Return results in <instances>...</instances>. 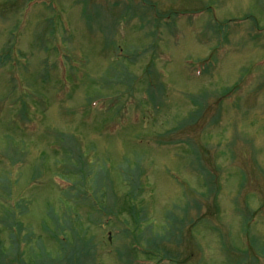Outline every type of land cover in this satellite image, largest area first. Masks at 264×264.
I'll list each match as a JSON object with an SVG mask.
<instances>
[{
    "label": "rangeland",
    "instance_id": "obj_1",
    "mask_svg": "<svg viewBox=\"0 0 264 264\" xmlns=\"http://www.w3.org/2000/svg\"><path fill=\"white\" fill-rule=\"evenodd\" d=\"M0 264H264V0H0Z\"/></svg>",
    "mask_w": 264,
    "mask_h": 264
}]
</instances>
